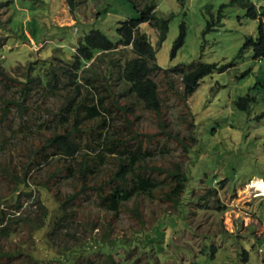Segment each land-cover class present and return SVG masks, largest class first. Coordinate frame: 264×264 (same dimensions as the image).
<instances>
[{
	"label": "rangeland",
	"instance_id": "rangeland-1",
	"mask_svg": "<svg viewBox=\"0 0 264 264\" xmlns=\"http://www.w3.org/2000/svg\"><path fill=\"white\" fill-rule=\"evenodd\" d=\"M150 2L155 4L158 17L168 19L167 32L160 43L161 31L155 22L139 26V31L146 34L156 50V63L167 69L155 70L151 75L157 84L161 113L157 116L132 102V111L111 109L103 89L93 90L103 96L106 110L99 107L100 118L84 121L80 155L64 158L48 153L28 180L33 194L29 198L22 196L19 216L34 217L42 198L58 220V214L62 213L57 200L60 202L61 197L79 187L83 154H89L83 162L98 164L93 176L88 177L89 184L108 182L119 154L95 145L111 144L110 141L128 136L132 148L140 144L142 149L150 150L146 155L149 167L166 169L177 163L183 170L190 162L187 173L194 186L193 197L182 208L185 225L168 216L179 211L161 201L158 195L152 199L133 197L113 216L97 208L95 197L90 193L71 203L61 227L49 222H45L42 230L24 223L14 225L13 233L0 241L2 251L32 255L39 259L36 264H118L124 260L126 264H264V58L254 59L251 47L244 48L242 58H236L246 38L255 40L260 21L264 26V0H250L258 13L256 19H250L240 6L224 7L222 25L209 31H205L207 21L211 16L216 18L219 7L229 0H79L76 15L82 20L77 25L67 0H0V65L13 78L27 73L43 78L53 68L58 75L62 68L73 71V61L64 56L75 52L83 34L99 29L116 41L118 23L138 17L143 5ZM181 24L185 26L184 40L171 56ZM101 54L100 60L93 57L85 67L94 68L102 78L110 76L108 82L113 94L110 98L116 99L119 105L129 104L131 98L124 94L125 84L117 78L118 67H110L111 72L106 73L110 60L122 65L135 57V53L129 47L117 45L113 51H101ZM196 61L215 63L217 69L201 79L186 100H181V76L170 69H181V65ZM60 85L53 95L34 85L26 99L28 109L23 118L12 111L11 126L27 125L30 129L24 134L8 135L6 143L0 144V164L11 159L12 166H20L30 146L44 144L51 134L47 125L58 116L60 106L67 103V94H73L74 84L63 89ZM83 95L81 88L78 97ZM7 96L17 98L16 88L5 90L0 83V98ZM239 98L249 99L243 101L242 109L236 104ZM101 117L105 118V129L99 127ZM125 118L131 122L134 138L122 127ZM190 122L195 125L189 128ZM91 128L109 133L106 142L96 143L97 132L88 137ZM4 129L5 135L8 134ZM194 129L196 141L187 156L184 145L190 143L188 134ZM163 146L167 152L161 151ZM66 166L69 170H65ZM48 170H57V177L50 183L48 194H38L33 183L45 179ZM151 174L158 179L164 175ZM5 185L6 179L0 175V196L7 192ZM134 208L140 213L142 227L131 215ZM70 212L72 215L68 217ZM164 216L167 218L163 220ZM160 220L162 226L168 224L180 231L172 233L170 243L163 246L161 243L159 251L154 246L157 243L151 245L150 241L155 236L154 226ZM86 222H96V228L85 232ZM133 234L141 244H148L147 251L125 252L115 246L109 250L111 258H108L99 252L108 251L107 245H95V240L111 238L126 239L125 243H130ZM162 240L163 235L158 241ZM166 252L170 256L164 258Z\"/></svg>",
	"mask_w": 264,
	"mask_h": 264
},
{
	"label": "trees",
	"instance_id": "trees-1",
	"mask_svg": "<svg viewBox=\"0 0 264 264\" xmlns=\"http://www.w3.org/2000/svg\"><path fill=\"white\" fill-rule=\"evenodd\" d=\"M67 5L69 11L77 21L76 25L79 24L82 20L80 16L78 17L76 15V8L79 5V0H67ZM226 6H240L246 10V15L250 19H256L258 15L256 7L250 0H229L227 4L219 7L216 18L211 16V19L207 21L205 31L213 30L222 25V10ZM154 8L155 4L152 2H150V4L146 3L141 8L138 17H129L120 21L116 28V41H113L99 29H90L88 33L83 34L76 44V51L69 57H67V54L64 56L73 61V71L62 68L60 75H58L55 71L56 69L53 68L45 74V79H43L44 77H33L28 73L24 76H16L13 78L12 76H7L4 67L0 65V83L3 88L5 90H10L14 86L18 93L17 98H10L9 96L0 98V144L6 143L8 135H19L29 131L30 128L27 125L23 128L22 126L18 128L11 126L9 118L10 115H12V111H16L19 118H23V113L28 109L26 99L31 94L34 85L44 88L45 93L53 95L58 84H61L60 87L62 89L74 84L72 90L73 94H67V103L60 106L58 116L55 117V120L51 122L50 126L47 125L46 129L51 131V134H48L47 138H45L44 144L30 146L27 149L24 159L20 162V166H12L10 164L11 159L0 164V171L2 172L0 175L6 179L5 190L7 191L6 194L0 196V241L9 237L14 231L13 226L20 223H24L30 227L33 225L36 230H42L45 226V222H49L54 227H61V223L65 220L66 213L71 203L78 202L82 197L81 195L88 196L90 193L95 197V203L93 202L94 205L106 212L113 213V216L118 215L125 203L133 197L143 196L152 199L158 195L161 201L170 203L171 206L179 211V214L170 213L168 216L181 220L185 225L183 219L185 210L182 208L183 204L193 197L194 186L187 173L190 162L186 163L183 170L177 163H173L170 168L166 169L156 165L149 167L146 162V155L151 153L149 152L150 150L146 148L142 149L140 144H138L137 148H132L131 144H128V136L120 140L116 139L115 141H110L111 144L95 145V147L100 145L109 153L116 152L119 154L117 166L111 172V177L108 182L98 185L89 184L88 177L93 176L92 173L96 167V163H91L89 159L88 161H90V163L83 162V160L89 156L88 153L83 154V160L79 166L81 176L79 187L75 188L71 194L61 197L60 202L57 200L59 212L62 213L61 216L58 214V220H55L54 215L56 214H53L54 211L48 207L42 198L37 205V213L34 217L28 218L19 216L22 196L29 198L33 194L28 180L32 177L33 170L40 167L41 162L47 159L46 155H48V153L51 155L58 154L64 158L80 155L81 139L85 127L84 121L89 118H100L101 113L99 112V107L106 110V107L102 104L103 96L95 94L92 92L93 90H96V88L103 89L104 97L108 99L111 109L117 108L119 111H132V104H140L144 109L153 111L157 116L161 113L162 108L157 91V84L154 79L151 78V75L155 70L167 69L161 68L156 63V50L147 39L146 34L139 31V26L141 24L145 22H155V25L158 26L161 31L159 43L165 38L168 28V19L158 17ZM184 28V24H181L180 33L173 43L171 56L175 54L176 49L183 43L185 34ZM117 45L129 47L130 50L135 53V57L127 59L122 65L114 62V60H110V66L109 69H107L108 73L105 72L109 74L111 72L110 67H118L117 78L125 84V96L131 98L128 101L129 104L124 106L119 105L116 99L110 98L113 96L112 89L110 88L111 85L108 82L110 76H103L102 78L98 73L94 72V68L85 67V64L89 63L93 57H95L96 60H100L103 56L101 51H113ZM246 47H251L250 49L254 59L264 57V26L261 21L258 25L255 40L250 37L246 38L244 46L237 52V59L243 57L244 48ZM98 52L99 54H97ZM61 60L64 61V58ZM90 65H92V63ZM180 67L183 68L178 69V67H174L171 68L170 71L178 73L181 76V82L183 84V91L180 96L181 100H186L187 96L196 89L199 81L217 69L215 63H204L200 61L192 62L188 65H181ZM78 72L80 74H78ZM77 74L79 77H77ZM79 80H81V83L78 82ZM102 80L104 82H102ZM81 88L84 89V95L78 97V92ZM76 95L78 99H76ZM245 99H247V101L249 100L248 98H239V100L236 101V104L241 109L244 107L243 101H245ZM94 103L99 106L96 107ZM70 121H72V123H70ZM105 122V118L103 117L99 124L101 129H105ZM123 122L125 125L122 127L129 130L131 138L133 133L131 122H129L127 118H125ZM193 123L194 122L188 123V127H193L195 125ZM4 127L8 132L6 135L4 133ZM195 129L192 130V134H188L190 143L184 145L187 156L191 153L193 149L192 144L196 141V136L194 134ZM96 132L97 131L92 130V128L88 129L87 136L94 135ZM97 135L99 136L96 143H99L100 140L106 142V135L108 136L109 133L107 134V132L103 130L97 132ZM132 138H134V136ZM161 151L167 152L168 150L163 146ZM90 159H93V157ZM97 161H99V159H97ZM69 168V166H66L65 170H69ZM149 170L150 174H148ZM56 171L48 170L45 179L33 183L36 185L38 194H48L49 191H51L50 183L57 177ZM151 172L163 173V178L158 179L155 175H152ZM35 175L37 174L35 173ZM132 212L133 213L130 212L132 217L140 224L139 227H142L141 224H143V221L138 209L134 208ZM71 215L72 212L68 214V217ZM166 218L167 217L164 216L162 219L164 220ZM161 220L154 226L155 236L150 241V243L152 242L151 245L155 244V242L157 243V245L155 244L154 246H156L159 251L161 243L162 246L170 243L172 233L180 231H177L176 228L173 227L170 228L168 224L162 226ZM84 225L85 227L83 226V228L85 232L88 233L96 228V222H90V224L86 222ZM162 235L163 240L160 242L158 240ZM167 236L168 239L166 240ZM125 241L126 239L123 240L122 238H111L108 241L101 239L100 241L95 240V245L99 243L106 244L108 251L99 252L104 253L108 258H111V254H108L109 250L115 246L121 247L125 252L136 249L139 253L147 251L149 248L147 243L141 244L136 234L131 236L130 243L129 241L125 243ZM45 250L47 251L49 249ZM159 251L157 253H159ZM167 252L164 253L166 254L164 258L170 256L168 255L169 252ZM38 261L39 259L29 254H21L20 252L11 254L4 252L0 244V264H36ZM126 263L127 261L124 260L118 264Z\"/></svg>",
	"mask_w": 264,
	"mask_h": 264
},
{
	"label": "clouds",
	"instance_id": "clouds-1",
	"mask_svg": "<svg viewBox=\"0 0 264 264\" xmlns=\"http://www.w3.org/2000/svg\"><path fill=\"white\" fill-rule=\"evenodd\" d=\"M252 1H255V0H252ZM75 25H76V22H75ZM75 25H74V26H75ZM75 51H76V49H75ZM262 58H264V57H262ZM260 59H261V58H260Z\"/></svg>",
	"mask_w": 264,
	"mask_h": 264
}]
</instances>
